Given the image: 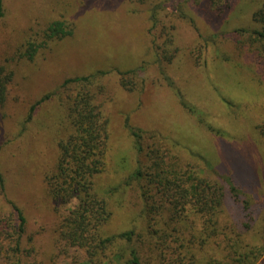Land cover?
I'll return each instance as SVG.
<instances>
[{
	"label": "rangeland",
	"instance_id": "1",
	"mask_svg": "<svg viewBox=\"0 0 264 264\" xmlns=\"http://www.w3.org/2000/svg\"><path fill=\"white\" fill-rule=\"evenodd\" d=\"M5 6L0 64L13 77L0 108V264L89 259L82 248L59 246L58 223L69 205L50 200L44 177L58 155L64 116L59 86L98 70L108 72L96 102L108 120L109 149L104 171L94 178L112 211L106 235L133 230L142 264H159L146 236L138 184L128 185L143 158L126 119L129 127L156 133L182 164L233 178L264 218V65L238 41V30L263 29L256 13L264 0H29L21 12L11 8L12 0ZM53 20H63L73 34L47 40L44 30ZM28 42L38 47L31 60L21 57ZM166 49L174 52L171 60L158 59ZM127 70H136L123 76L133 83L122 86L118 71ZM46 94L28 118L30 106ZM11 202L25 217L22 232ZM226 208L240 215L229 199ZM261 230L258 221L248 240L259 243ZM106 259L102 253L91 260ZM112 264L119 261L113 257Z\"/></svg>",
	"mask_w": 264,
	"mask_h": 264
},
{
	"label": "trees",
	"instance_id": "2",
	"mask_svg": "<svg viewBox=\"0 0 264 264\" xmlns=\"http://www.w3.org/2000/svg\"><path fill=\"white\" fill-rule=\"evenodd\" d=\"M28 2L12 0L11 8L21 12ZM5 13V0H0V17L4 18ZM258 14L264 22V7ZM155 26L154 21L152 28ZM238 32L244 51L264 65V26L261 30ZM72 34L73 29L63 20L51 21L44 30L47 40ZM170 39L167 35L166 40L171 42ZM37 48L28 42L21 57L33 59ZM175 49L178 50V46ZM173 56L174 52L168 49L157 53L158 59L168 61ZM118 72L122 86L133 83L123 76L136 70ZM107 73L98 70L69 77L59 86L58 99L64 116L59 127L56 162L44 177L45 192L53 202L69 205L58 223L60 247L63 242L64 247L84 249L89 257L85 264H96L91 259L102 253L107 264H112L113 257L119 264H142L138 249L133 245L136 235L133 230L105 234L104 227L112 211L95 189L94 178L104 171L109 149L108 120L96 102L105 90L102 79ZM12 77L13 71L0 64V108L6 103ZM55 91L51 94L55 93L56 97ZM49 95L30 106L28 118L36 105ZM124 124L137 154L143 158L129 175L128 185L138 184L144 204L146 236L156 249L159 264H264V260H260L264 253V218L258 216V207L248 196L242 195L235 180L204 175L195 165L182 164L176 154H171L170 148L161 145L156 133L129 127L127 119ZM260 133L264 137V125ZM4 188L0 172V192ZM228 199L239 208V216L226 210ZM11 204L19 220L18 231L22 232L25 217L14 203ZM258 221L262 223V230L258 232L263 231L262 240L254 243L248 240L247 234Z\"/></svg>",
	"mask_w": 264,
	"mask_h": 264
}]
</instances>
